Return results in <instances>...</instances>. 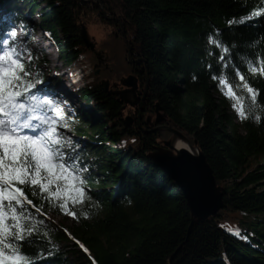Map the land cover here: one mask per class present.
I'll use <instances>...</instances> for the list:
<instances>
[{
  "label": "trees",
  "instance_id": "obj_1",
  "mask_svg": "<svg viewBox=\"0 0 264 264\" xmlns=\"http://www.w3.org/2000/svg\"><path fill=\"white\" fill-rule=\"evenodd\" d=\"M257 4L0 0V37L7 39L20 27L31 40L23 14L29 10L39 16L42 32L67 67L95 59L79 36L82 25L95 21L109 29L95 43L110 57L109 67L100 76L92 70L88 84L75 91L81 102L76 117L61 115L77 125L71 133L80 149L69 153L86 169L91 200L75 210L87 212V218L79 215L72 225L51 222V214L66 215L44 202L46 215L33 213L44 220L41 232L22 252L39 255L36 264H264V112L257 110L260 122L241 120L213 79L224 76L240 85L243 75L264 106V76L248 67V61L264 64V16L229 23L250 15ZM132 75L136 87L122 97L118 90ZM159 127L181 132L206 156L224 190V209L216 216L193 226L183 193L150 160L148 155L172 136Z\"/></svg>",
  "mask_w": 264,
  "mask_h": 264
},
{
  "label": "snow or ice",
  "instance_id": "obj_2",
  "mask_svg": "<svg viewBox=\"0 0 264 264\" xmlns=\"http://www.w3.org/2000/svg\"><path fill=\"white\" fill-rule=\"evenodd\" d=\"M254 16H264V0H258L256 10L247 17L229 23L245 24ZM209 42L220 46L211 36ZM223 51L227 54L229 50ZM32 59L30 51L18 46L15 30L7 39L0 37V264H36L41 258L27 255L22 248L25 242L34 243L30 237L41 232L44 220L33 213L45 216L44 202L77 219L79 215L87 218V212L78 214L75 209L91 200L83 175L86 169L79 167L77 155L64 151L65 140L58 132V128L67 127L59 119L62 109L51 99L37 98L33 91H42L36 86L43 81L34 75ZM248 67L264 76V64L253 66L248 61ZM213 79L218 80V87L241 120L251 117L261 121L256 114L257 110L264 112V106L257 102L260 93L243 75L239 76L240 85H233L224 76L213 75ZM29 196L38 197V203Z\"/></svg>",
  "mask_w": 264,
  "mask_h": 264
},
{
  "label": "rangeland",
  "instance_id": "obj_3",
  "mask_svg": "<svg viewBox=\"0 0 264 264\" xmlns=\"http://www.w3.org/2000/svg\"><path fill=\"white\" fill-rule=\"evenodd\" d=\"M23 14H25L27 22L29 23L28 26L31 30L29 29L28 32H30V38L32 39H27L26 33L19 27L17 28L18 30L15 31L17 44L18 46L24 47L32 53L34 61L33 73L35 76L38 75V77L43 78V83L36 86V89H42V91H33H35L37 98L53 100L54 104L62 109L63 114L73 115L76 117V114L78 111H80L79 109H81V102L76 98L75 91L88 84V79L86 77L89 76L92 70L97 72V74L100 76V71L104 67H109V60L105 61V59H109L110 57H106L107 55L105 52L96 49V53H99L101 57L99 59L101 64H99L98 60L96 59V53L90 50L95 58L94 61L89 60V58H85L80 60V62L74 67H67L64 65L63 61H61L56 46L51 41H49V39L45 37L46 35L42 32L39 25L41 22L39 16L36 14L32 17L29 14V10L26 9H24ZM94 22H89L86 28L91 42L95 44L99 43L105 37V35L109 33V29L100 25L99 23ZM43 58H45V63L37 62ZM130 77L134 76L132 75ZM127 90L129 89L123 85L122 88H119L118 92L120 93L122 91V93H125ZM49 115L55 114L49 112ZM59 119L61 122L67 124L66 128H58V132L64 137L65 140L64 151L67 150L68 152L66 153H69L71 148L79 150L80 148L74 147L80 143L79 138H77L75 135H72L71 133V131L77 126L76 122L65 119L62 116H60ZM173 136L174 135L172 134L170 139L166 140V142L172 140ZM47 218L50 219L51 222L53 221L56 223H61L62 221H65L69 225L74 223V218L70 215L61 217L51 214ZM65 218L66 220H64Z\"/></svg>",
  "mask_w": 264,
  "mask_h": 264
},
{
  "label": "water",
  "instance_id": "obj_4",
  "mask_svg": "<svg viewBox=\"0 0 264 264\" xmlns=\"http://www.w3.org/2000/svg\"><path fill=\"white\" fill-rule=\"evenodd\" d=\"M79 36L86 48L96 53V45L91 42L85 25H82ZM128 48L130 51L129 60H131V48L129 46ZM134 81V77H129L123 83L133 88L136 85ZM148 87L149 85L145 89L146 92L148 91ZM140 119L141 117H139L138 122L141 127ZM127 120L131 124L133 123V120L130 118ZM160 122L158 121L159 124ZM158 131L172 132L174 136L172 140L163 142L162 146L156 148L148 156L156 168L161 169L170 180L174 181L181 190L180 192L183 193L187 202L186 204H188L192 213L193 226L197 222L216 216V214L224 209V190L218 186L216 178H214V172L211 166H209L206 156L201 153L197 145L193 146L189 142V139L181 132L171 130L169 127H159ZM178 141L185 142L191 150L178 151L175 148Z\"/></svg>",
  "mask_w": 264,
  "mask_h": 264
},
{
  "label": "bare ground",
  "instance_id": "obj_5",
  "mask_svg": "<svg viewBox=\"0 0 264 264\" xmlns=\"http://www.w3.org/2000/svg\"><path fill=\"white\" fill-rule=\"evenodd\" d=\"M84 44V43H83ZM85 48H86V46H85ZM87 49H89V48H87ZM90 50V49H89ZM92 51V50H91ZM93 52V51H92ZM103 54V53H102ZM96 55V59L98 60V62H99V64H101V61L99 60L101 57H100V54L98 55V53H96L95 54ZM107 60H109V59H105V61H107ZM130 61V60H129ZM98 67V66H97ZM97 67H95V68H97ZM126 80V79H125ZM124 82V81H123ZM122 82V84L124 85V86H126L124 83ZM135 82V81H134ZM136 84V83H135ZM129 90H127L125 93L123 92L122 94H120L122 97H124L125 95H128V94H131V93H129V92H131V90H133L135 87H136V85L133 87V88H131V87H128V86H126ZM108 90L110 89L109 87L107 88ZM131 119V118H130ZM129 121V120H128ZM175 148L178 150V151H181V150H188V151H190L191 149L185 144V142L183 143L182 141H178L177 142V144L175 145ZM194 153H196V152H194ZM198 153V152H197ZM196 153V154H197Z\"/></svg>",
  "mask_w": 264,
  "mask_h": 264
}]
</instances>
